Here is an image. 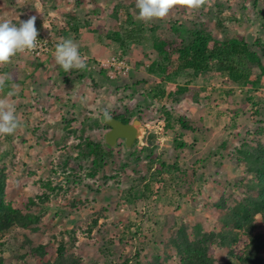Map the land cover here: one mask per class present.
Wrapping results in <instances>:
<instances>
[{
    "label": "rangeland",
    "instance_id": "obj_1",
    "mask_svg": "<svg viewBox=\"0 0 264 264\" xmlns=\"http://www.w3.org/2000/svg\"><path fill=\"white\" fill-rule=\"evenodd\" d=\"M88 1L81 0L82 6L79 8L83 11L77 14L81 24L87 23V26L94 29L107 27L101 22L102 18L108 12L114 11L115 7L103 6L101 3L91 5ZM34 2V6L42 5L38 0ZM44 2L46 1L43 0L42 3ZM126 2L133 3L135 8V0ZM257 8L261 9L259 14L254 11ZM173 9L165 18L144 24L148 29L153 27L155 32H145L142 35L134 54L129 49L126 55H122L119 48L114 51H101L97 47L89 52L91 54L95 51L92 54L96 56L95 59H105L109 56L106 54L122 55L120 57L136 73L129 72L127 76L109 81L88 72V77L93 78L95 83L92 84L86 79L82 85V82L74 81L80 71L73 74L72 71L65 72L57 63L47 67L45 79L50 78L60 88L64 87L69 93L73 91L76 94L72 116L69 110L57 112L58 109L53 105L50 106V113L46 114L42 110L46 107L45 103L39 104L31 96L28 99L32 107L31 114H27L30 117L29 122L37 128V132L47 130L50 142L48 145H36L33 136H28L27 131H24L25 126L19 127L12 135L0 136V178L4 180L6 201L22 213L30 211L39 213L35 215L40 217L38 226H29L25 231L14 230L7 237L5 246L0 249L3 252V264L53 263L57 243L51 240L52 234L58 235V241L65 236L68 252L80 257L83 264H109L111 260L120 262L124 258L129 259V264H141L145 261V256L159 257L157 264H180L182 256L172 246L170 239L185 231L190 234V240H196L191 236L195 227H200V233L205 235L200 236L198 242L201 247L206 248L213 264H236L237 257L246 254L244 248L250 238L244 236V233H240L244 239L232 243L231 246L220 243L217 234L224 229L237 230L228 224L227 217L236 206L240 207L246 200L248 192L243 185L255 179L246 166V148L252 150L255 156L261 155L264 150V76L259 78L257 86H232L226 76H223L225 74L220 77L212 70L201 74L197 85H189V93L155 100L151 92L153 87L165 91L167 95L176 92L177 85L183 84L187 78L181 83H178L180 81L177 78L162 81L154 73V61L159 58L153 56L151 51L152 44L158 37L168 43H189L190 37L181 33V25L187 30L201 28L215 37L219 35L225 39L243 36L251 50L257 54L262 67L256 68V65L247 63L242 58L234 59L231 63L243 76L251 75L250 82L254 81L257 79H254V75L264 73V27L259 25L264 23V0H209L199 9L179 6L180 11L177 13ZM226 10L231 16H224ZM4 11L10 21L13 16L38 15L36 11H28L26 8H21L19 12L14 9L1 10L2 13ZM93 11L98 15H94ZM245 15L246 19L240 23L238 20ZM114 23L113 21L111 24L112 29ZM35 27L39 30L41 26L38 24ZM30 58L32 57H29L32 66L41 62ZM218 60L219 58L212 59L210 64L218 63ZM6 65L0 66V74H6L2 73L7 70ZM55 68L58 71L54 72ZM86 69L90 68L87 66ZM37 70L39 69L30 67L27 74L30 82L36 78L34 75ZM65 79L68 81L63 85ZM197 87L202 92L212 91L213 94L209 99L206 92L195 95ZM50 90L47 87L46 93H51ZM10 91L7 89L4 92ZM230 91L233 94L226 97L224 92ZM105 92L110 93L108 100L103 101ZM37 93L45 95L43 90L37 89ZM14 97L20 100L9 101L16 107V115L25 113V104L20 93ZM36 106L41 111L34 112ZM100 106H105L104 110L120 116L129 124L139 121L142 136L136 140L135 148L143 149L145 140H154L159 147L154 146L150 152L159 157L158 163L161 160V164L169 165L166 164L163 169L158 170L156 163L147 171V162L143 161L140 164L142 174L136 175L128 170L118 175L123 156L120 157L115 152L112 162L114 165L104 166L101 171L103 173L100 172L92 178L88 176L90 162L85 159L79 163L75 159L78 158L76 153L73 152L68 163L76 174L75 177L64 180L60 179L64 176L48 175L45 170L58 156L59 149L56 143L51 142L54 136L52 128L58 129L56 132L62 136L66 134L62 127L70 125L71 120H81V116H88L91 125L97 116L93 113ZM254 109H261L259 116H253ZM58 113L63 114L64 120L57 117ZM17 118L19 119V115ZM98 122V129L91 132L90 138L94 141H99V136L104 139L103 135L96 132L108 130L104 122V125L100 119ZM73 127L77 130L80 128L77 123ZM21 134H24L23 137H20ZM24 139L29 142L31 149H28ZM62 141V146L76 142L73 138ZM13 142L12 151L9 143L11 146ZM184 142L185 147L179 150L178 144ZM150 144L153 146L151 142ZM163 150L168 151L166 156L162 153ZM26 152L30 155L28 160L25 159V155H28ZM140 152L142 157L144 153ZM26 162L29 171L36 174L29 178L19 177L26 170L23 168ZM35 180H41L43 187L40 186L41 182L33 183ZM114 181H119L118 190L114 188ZM47 182L52 186H60L61 190L54 193L47 191L46 188L50 187L45 186ZM35 197H47L49 201L40 206L28 205V200ZM253 236L260 242L264 241L262 221H257ZM40 243H44L45 256L40 259L30 257V251ZM168 253L169 258L166 256ZM258 253L259 259L264 263V245L258 249Z\"/></svg>",
    "mask_w": 264,
    "mask_h": 264
},
{
    "label": "trees",
    "instance_id": "obj_2",
    "mask_svg": "<svg viewBox=\"0 0 264 264\" xmlns=\"http://www.w3.org/2000/svg\"><path fill=\"white\" fill-rule=\"evenodd\" d=\"M37 1V0H35ZM46 2L42 3L43 0H38L39 3H41V6H34V0H0V21L8 20L7 14L5 11L2 13L1 10L8 9L12 10L14 9L16 12H19L21 8H26V10L31 11L34 10L37 12L38 15H35V25L41 26L38 31V35L42 32H50L52 34L53 39L55 40V43L51 46V50L44 54L40 58H34V60H44V58H49L48 61L54 59V52H55V46L57 42L61 39H67L71 37L70 35L73 34L74 39L79 42L78 50L81 54V56H86L87 54L91 55L89 52L91 50H94L96 47L101 50H117L120 49V53L122 55H126L131 50V53L134 54L137 52V47L139 46L138 43L141 42L142 35L145 32H151L154 33L155 30L153 27L149 28L145 26L144 24L146 22L140 21L136 19L138 10L136 7L134 8L133 3H127L126 0H89V4H97L101 3V5H113L115 7L114 11L108 12L103 18L102 21L103 25H106L107 27H102L101 29H94L90 26H87V23L85 25L81 24V20L77 16V14L83 9L79 8L81 7V0H59V4H57V0H45ZM73 1V2H72ZM71 3V6L69 4ZM53 5V8H50V6ZM103 5V6H104ZM174 11L179 12V6H177ZM254 11H258L257 14L261 12V9H254ZM2 13V14H1ZM94 15H98L96 12H94ZM4 14V15H3ZM79 15V14H78ZM231 16L229 14V11L226 10L224 12V16ZM33 15H25V16H18V18L14 21H11L12 23H18V19L20 21H26L29 17H32ZM101 17V16H100ZM245 16H241L240 23L245 18ZM10 21V20H8ZM81 21V22H80ZM114 23V29L111 28V24ZM86 22V21H84ZM264 27L263 24H259ZM87 26V27H86ZM113 27V26H112ZM39 28V27H38ZM182 30L180 29L181 33L183 35L190 37V42L185 43H176L171 42L168 43L165 40H161L160 37L156 38L155 42L152 44V53L153 56L158 57L159 60H155V69L154 73L161 78L162 81L165 80H173L174 78H177L181 83L184 78H187L183 82V84L177 85L178 90L174 93H168L166 95L165 91L156 89L157 87H153L152 97L155 100L163 99L164 97H171L175 95H185L190 92L188 86L194 85L199 82L201 78V74L214 71L215 74H218L220 77L223 75L224 77L228 79L229 84L232 86L234 85H254L259 82V78L261 76H264L263 72H260V74L254 75V81L250 82L251 75L243 76L241 74L242 72L239 70H236L234 65L231 63L232 60L237 58H242L245 60V62L256 65V68H261L262 63L260 62V59L258 58L257 54H255L251 48L249 47V43H247L243 36H234L232 38L225 39L224 36L219 35L215 37L213 34L202 30L201 28L194 27L192 29H186L183 28L181 25ZM82 29L86 30V33H89L91 36L89 38H82L83 31ZM221 30V29H220ZM177 33V30H175ZM102 43L104 44L101 45ZM108 46V48H107ZM88 50V51H87ZM85 51V52H84ZM24 56L23 54H17L16 56ZM109 55L107 58L111 56H122L118 54H106ZM105 55V56H106ZM26 56V55H25ZM133 57V56H132ZM122 58V57H121ZM218 60V63H211L212 59ZM41 61V62H42ZM164 62V63H162ZM56 63V62H55ZM92 63L95 65L96 61H92ZM129 64V63H128ZM52 65H49L51 67ZM149 67V66H148ZM131 70L130 72H134V69L132 66H130ZM47 70V68H46ZM46 70L40 74L36 73L32 81L29 83L32 84H39L41 83V79L43 78V82H46V87H49L51 90L50 92L55 93L56 91L60 92L62 96L67 100H69V96L76 95L73 91L69 93V90L67 92H63L64 87L60 88L61 86H57L55 83H52V79H45L44 75L46 73ZM90 70V71H89ZM86 68L84 70H77L72 69L71 74L80 71V75L74 81L82 82V85L85 83V81L90 80L92 84L95 82L93 81V78L88 77V72L90 73L95 72L97 75L101 76L105 79H108L109 81H113L114 79H109L107 76V72L105 69H100L99 71ZM58 71V68L54 69V72ZM97 71V72H96ZM3 72H6L8 75L7 70H3ZM136 73V72H134ZM133 73V74H134ZM253 75V74H252ZM28 77V76H27ZM87 79V80H86ZM23 80V79H22ZM16 79L15 82H20L19 84V93L21 97H26L24 92L25 89L29 84L26 82V78L24 81ZM9 79L5 83V88L3 91H0V99H12V97L8 96L7 92H4L7 90V85ZM68 79H65L63 82V85H66ZM24 82V83H23ZM197 85V84H196ZM196 87V86H195ZM110 88V86H109ZM195 89V88H194ZM206 92V91H203ZM200 91V88L197 87L195 89V95H201L203 93ZM110 92H105L103 94V101L108 100V94ZM208 93V99L209 96L212 95V91L206 92ZM223 93V92H222ZM226 97H230L233 92H224ZM111 95V94H110ZM57 97V98H60ZM76 97V96H75ZM233 98V97H231ZM71 100V99H70ZM69 100V101H70ZM175 100V99H174ZM218 101H221L220 99H217ZM216 100V101H217ZM60 101V100H59ZM176 101V100H175ZM174 101V102H175ZM224 102V101H221ZM105 106H100L99 108H96L95 112L93 114H96V120L93 121V123L90 125V118L88 116L83 117L81 120H71L70 125H67L62 127V130H66V134L62 135L60 133H57L56 131L58 129H54L52 136V141L54 144L56 143L58 151L56 158L53 160V163L49 165V167L46 168V172L48 175L61 177L64 176V180H69L73 177H75L76 174L70 169L69 167V159L71 154L75 152L76 157L75 158L79 163L84 161L85 159L90 162V167L88 168V176L94 178L98 173L104 170V166L106 165H114L113 157L114 153L118 152L120 154V157L123 156L121 159H123L121 164V171L118 172V175L121 174L124 171H131L136 173V175L142 174V168L140 167V164L143 163V161L147 162L146 169L147 171L151 168V166L158 163V158L156 157L153 152H150V149L155 146L159 147L154 140H145L144 142V150L143 149H137L135 148L136 141L132 145L131 148H127L125 146L124 140H119L117 145L115 147H109L105 143V139L102 138V136H99L98 140H91V132L93 130L98 129V119L101 120V123L103 124V112ZM16 108V107H15ZM25 113H17L19 115V121H20V127H24V131H27L28 136L32 135L33 140L35 141L36 145L40 147H45V144L48 145L49 139L47 138V130L43 132H37V128H34L35 126H31V122H29V116L28 113L32 112V107L28 105H25ZM95 108V107H93ZM36 110H39V108L36 106L34 109V112ZM40 111V110H39ZM66 110L59 111V112H65ZM70 116L73 115L74 111L69 110ZM85 109L83 110V112ZM46 114H49L50 112L48 110H44ZM68 112V110L66 111ZM261 112V109H254L253 116H259ZM58 113L57 117H60L64 120L63 114ZM81 113V112H80ZM110 113V112H109ZM235 113V112H234ZM31 114V113H30ZM111 116L121 120L124 123H127L126 120L122 119L120 116H116L114 114H111ZM28 116V117H26ZM69 116V113H68ZM28 121V122H27ZM98 122V123H97ZM80 126V128L77 130L72 128L74 124ZM104 125V124H103ZM107 128V126H105ZM108 129V128H107ZM103 130V129H101ZM39 131V130H38ZM106 131H99L96 132L97 134H101L104 136L103 133ZM60 134V135H59ZM24 134H21L20 137H23ZM19 139H22L20 138ZM36 138V139H35ZM73 138V141L76 142L70 144L69 146H62L61 142H64L62 140H70ZM101 138L103 139L101 141ZM24 142L28 144V149H31L32 147L29 145V142L24 139ZM150 142L153 144V146L150 144ZM10 146V150H14V148ZM150 144V145H149ZM149 145L150 147L146 148V146ZM180 145V146H179ZM54 146V145H53ZM181 147H185V142L178 144L177 148L182 149ZM260 147V146H259ZM175 147H173L174 151ZM149 150V152H148ZM170 150V149H169ZM178 150V149H177ZM176 150V151H177ZM30 151V150H29ZM143 156L141 157V152ZM164 151V150H163ZM162 153L165 155L168 151H164ZM246 155V166L249 171H252L251 174H254V180L249 181L248 183L244 184L243 187H245V190H247L248 195H246V200H244V203L236 206L237 208L232 211V213L227 217L229 219L228 224H230L233 228L237 230H227L224 229L218 232L217 236L220 238V243L224 242V246H231V244L236 243L240 240H243L244 236H248L250 238L249 243L245 246L244 250H246V254L244 253L241 257H237L236 264H264L262 263V260L259 259L258 255V249L261 248L262 245H264V241L260 242L258 241V238L256 236H253L254 227L257 225V221L260 220L264 223V150L261 155L255 156L252 152V150L247 149L245 150ZM28 154V152H26ZM124 153H127V156H124ZM29 155V154H28ZM25 155V159L28 160L30 158V155ZM162 155V154H161ZM14 156V152L13 155ZM11 156V157H12ZM166 156V155H165ZM144 157V159H143ZM161 160L159 161L157 167L158 170H161L164 168V164H161ZM172 164V162H171ZM169 165V164H167ZM23 168H26V170H23L22 174L19 175V177L22 178H29L32 175H35L34 172L29 171V166L26 163L23 164ZM174 165H172L173 167ZM160 167V168H159ZM103 173V172H101ZM107 177V176H106ZM77 180V179H76ZM113 180V178H112ZM4 180L0 178V249L2 246H5L7 237L14 231V230H28L29 226H38L40 223V217L35 215L39 213H31L30 211L22 213L21 211L17 210L13 207L10 202L6 201L5 193H4ZM41 182V183H40ZM115 185L114 188L118 190L119 181H114ZM33 183H40V186L43 187V183L41 180H35ZM50 185V187L46 188L47 191H50L51 193H54L58 190H61L60 186H52L50 182L45 183V186ZM106 188H109L107 186ZM49 201V198L43 197V198H30L28 200V205H35L40 206L44 205L46 202ZM30 210V209H28ZM178 220H181L178 218ZM193 227H191L192 229ZM200 228V227H199ZM199 228H194V230L191 231V236L193 235V238L196 240H190L188 233L185 231H182L181 234L177 235L176 238H171V244L172 246H175L178 250V253L182 256V260H180V264H213L214 262L208 256V252L206 248H203L199 245L198 239L200 236H204V234L200 233ZM35 229V228H34ZM242 230V231H241ZM240 233H244L241 235ZM60 234V233H59ZM154 236H156V233H154ZM209 237V236H208ZM207 237V239H208ZM217 237V238H218ZM216 238V239H217ZM58 235H51V240H55L57 243L56 252L54 254V259L52 260L53 263L45 262L42 264H83V260L76 256L72 252H68V249L66 247V239L65 236H62V240H57ZM44 243H40L35 249L30 251V257L36 258L39 257L43 258L45 256L46 250L43 246ZM157 246V245H155ZM154 246V247H155ZM166 248V247H165ZM167 249V248H166ZM165 249V250H166ZM256 250V252H255ZM167 251V250H166ZM168 252V251H167ZM143 253L145 254V250H143ZM3 252H0V264H3ZM169 253L167 258H169ZM144 262L141 264H157V261L159 260V257H152V256H145ZM111 264H129V259L124 258V260L120 262H116L114 260H111ZM109 263V264H110Z\"/></svg>",
    "mask_w": 264,
    "mask_h": 264
},
{
    "label": "clouds",
    "instance_id": "obj_3",
    "mask_svg": "<svg viewBox=\"0 0 264 264\" xmlns=\"http://www.w3.org/2000/svg\"><path fill=\"white\" fill-rule=\"evenodd\" d=\"M209 0H135L138 10L136 19L150 22L154 19L165 18L176 6L189 9H199L206 5ZM36 17H29L26 21L12 23L0 21V66L11 62L12 58L19 53L35 50L38 47V31L35 27ZM55 62L65 71L72 69L84 70L87 67L85 59L81 56L78 46L71 38H61L54 52ZM9 79L7 74H0V91L5 88ZM13 90L8 96L15 94L18 85L12 86ZM105 120L110 119V113L103 112ZM20 127L15 106L8 99H0V136L12 135Z\"/></svg>",
    "mask_w": 264,
    "mask_h": 264
},
{
    "label": "crops",
    "instance_id": "obj_4",
    "mask_svg": "<svg viewBox=\"0 0 264 264\" xmlns=\"http://www.w3.org/2000/svg\"><path fill=\"white\" fill-rule=\"evenodd\" d=\"M17 18H18L17 16H13V20H11V21H14ZM82 31H83V35H82L83 37L82 38H84V37L85 38H89V36H91L89 33H86V30L85 29L84 30L82 29ZM70 36L71 37H69V38L73 39V41L78 46L79 45V42L74 39L73 34L70 35ZM98 50H99V48H98ZM93 53H95V51H93ZM93 53L91 52V55H89V54H87V55L89 57H92V56H94V55H92ZM21 56L22 55L13 57L12 60H11V62L6 65L7 72H8V77H9V81H8L9 83L7 85L8 90H11L12 91L13 90L12 86L13 85H18V88L15 90V94L11 96L12 99H8V101H12V100L20 101L18 97H14V96L17 93H19V89H20L19 88V84L21 85V83L18 82L19 83L18 84L17 82H15V80L16 79H18V80H22L23 79L22 81H24L25 78H26V82L29 85L27 86V88L25 89V92H24V94L26 93L27 95L25 94L26 97H23V99H22L25 105H28L29 106L28 99L31 96L36 101H38L39 104H44L45 103L46 107L45 108L43 107L42 110H48L49 111L51 105H53L54 108L58 109L57 112L63 111V110H72L73 109L72 108L73 99L75 98L76 95L74 97L73 96H69L70 97L69 100L71 99L70 101L67 100V99L60 100L59 101V98H57V97L62 96L61 93L58 92V91H56L55 93H52V92L51 93H49V92L46 93V88L47 87L45 86L46 85V82H43V78L41 79V83L39 82V84H41V85L32 84V83H29L28 82V77H27L28 75L27 74L29 72L30 67H32V68H34V67L35 68H38L39 69L38 70L39 72L36 71V73L38 72V73L42 74L46 70V68L49 67V65L55 64V61H53V60L48 61L49 58L48 59L47 58H44L43 61L41 60L42 62L36 63V65L32 66V63L29 62V57L22 56L23 57L22 58ZM95 57L96 56H94L92 58L95 60ZM17 58H19V60H17ZM30 59H32V58H30ZM90 73L92 75H95L96 74L95 72H92V71ZM37 89H39L40 91L43 90L44 93H45V95L42 94V93L38 94L37 93ZM64 91L67 92V89H64L63 92ZM65 106H66V109H64ZM39 110H40V107H39Z\"/></svg>",
    "mask_w": 264,
    "mask_h": 264
},
{
    "label": "built area",
    "instance_id": "obj_5",
    "mask_svg": "<svg viewBox=\"0 0 264 264\" xmlns=\"http://www.w3.org/2000/svg\"><path fill=\"white\" fill-rule=\"evenodd\" d=\"M38 47L32 51H26L23 54L32 58H40L51 50V46L55 43L50 32H42L37 36ZM89 68L99 71L105 69L109 79H117L127 76L131 70L130 66L120 56H111L109 58L93 59L88 56H82ZM92 61H96L94 65Z\"/></svg>",
    "mask_w": 264,
    "mask_h": 264
},
{
    "label": "water",
    "instance_id": "obj_6",
    "mask_svg": "<svg viewBox=\"0 0 264 264\" xmlns=\"http://www.w3.org/2000/svg\"><path fill=\"white\" fill-rule=\"evenodd\" d=\"M110 117L111 118L108 120L103 118V122L108 128L104 135L106 145L113 148L117 145L119 140H124L125 146L131 148L135 141L142 136L139 121L129 124L111 115Z\"/></svg>",
    "mask_w": 264,
    "mask_h": 264
},
{
    "label": "flooded vegetation",
    "instance_id": "obj_7",
    "mask_svg": "<svg viewBox=\"0 0 264 264\" xmlns=\"http://www.w3.org/2000/svg\"><path fill=\"white\" fill-rule=\"evenodd\" d=\"M132 124V123H131Z\"/></svg>",
    "mask_w": 264,
    "mask_h": 264
}]
</instances>
